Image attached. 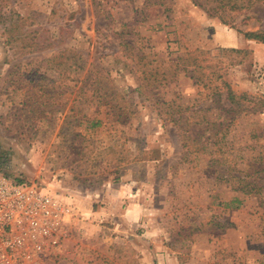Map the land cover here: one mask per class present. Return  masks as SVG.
I'll use <instances>...</instances> for the list:
<instances>
[{
    "label": "rangeland",
    "instance_id": "obj_1",
    "mask_svg": "<svg viewBox=\"0 0 264 264\" xmlns=\"http://www.w3.org/2000/svg\"><path fill=\"white\" fill-rule=\"evenodd\" d=\"M217 10L0 0V171L71 209L46 264H264V188H238L264 185V107L191 76L264 97V44L239 31L264 30V1Z\"/></svg>",
    "mask_w": 264,
    "mask_h": 264
},
{
    "label": "built area",
    "instance_id": "obj_2",
    "mask_svg": "<svg viewBox=\"0 0 264 264\" xmlns=\"http://www.w3.org/2000/svg\"><path fill=\"white\" fill-rule=\"evenodd\" d=\"M70 212L53 193L0 171V264H46L68 235Z\"/></svg>",
    "mask_w": 264,
    "mask_h": 264
},
{
    "label": "trees",
    "instance_id": "obj_3",
    "mask_svg": "<svg viewBox=\"0 0 264 264\" xmlns=\"http://www.w3.org/2000/svg\"><path fill=\"white\" fill-rule=\"evenodd\" d=\"M216 2L217 5L215 7L213 6H207L205 3L194 0L196 4H199L202 6L210 15H218L222 19V21L227 22L222 15L218 14L217 8H223L224 6L229 5V7L234 8L238 4L242 8L249 7L250 5L264 0H213ZM10 31H12L14 28L13 26H9ZM247 38L255 39L257 41L264 42V30H255V31H241ZM236 49V47H234ZM182 59V58H181ZM215 64L209 63L206 65L203 64H197L195 65V68L192 73V77L195 78V81L198 85L202 86L203 90H200L201 92H204V89L208 90L205 94L208 97H215V101L218 100L220 95H222V90L225 91V100H228L230 102V106L227 108V111L229 112H240L246 105V102L249 104H253L252 108L254 110L258 108L264 107V97L256 96L253 94H250V92L246 90H237L235 89L230 82L226 81L223 77L222 73H219L217 69H210L209 71L203 70V67L214 68ZM182 69H186V66H184ZM199 71V72H198ZM166 74V73H165ZM174 74V73H173ZM156 79V78H155ZM213 79L216 81L213 83ZM218 80V81H217ZM220 80V81H219ZM217 96V97H216ZM253 96V97H252ZM221 99V98H220ZM219 99V101H220ZM224 106L223 104L221 105ZM251 106V105H250ZM97 122H101V119H98ZM211 125H219L223 124L224 122L216 123L213 121H210ZM264 169V167L262 168ZM241 184L239 185V189H242L246 193H259L261 189L264 188V185L257 182L255 179L248 180L245 176H239L238 177Z\"/></svg>",
    "mask_w": 264,
    "mask_h": 264
},
{
    "label": "crops",
    "instance_id": "obj_4",
    "mask_svg": "<svg viewBox=\"0 0 264 264\" xmlns=\"http://www.w3.org/2000/svg\"><path fill=\"white\" fill-rule=\"evenodd\" d=\"M219 26V25H218ZM218 29H220V28H218ZM247 39V38H246ZM238 40H244V39H242L241 37H240V39L238 38ZM248 40H250V41H254L253 39H250V38H248ZM261 43H263L264 44V42H262L261 41ZM226 44H228V43H226ZM246 43H244V44H240V42L237 44V46H241V45H245Z\"/></svg>",
    "mask_w": 264,
    "mask_h": 264
}]
</instances>
